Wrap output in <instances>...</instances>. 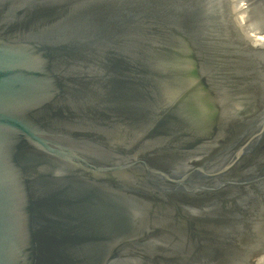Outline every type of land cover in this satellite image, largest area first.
<instances>
[{
    "label": "water",
    "instance_id": "water-1",
    "mask_svg": "<svg viewBox=\"0 0 264 264\" xmlns=\"http://www.w3.org/2000/svg\"><path fill=\"white\" fill-rule=\"evenodd\" d=\"M263 256L264 0H0V264Z\"/></svg>",
    "mask_w": 264,
    "mask_h": 264
},
{
    "label": "bare ground",
    "instance_id": "bare-ground-1",
    "mask_svg": "<svg viewBox=\"0 0 264 264\" xmlns=\"http://www.w3.org/2000/svg\"><path fill=\"white\" fill-rule=\"evenodd\" d=\"M262 263H264V256L260 259ZM259 262V264L261 263Z\"/></svg>",
    "mask_w": 264,
    "mask_h": 264
}]
</instances>
